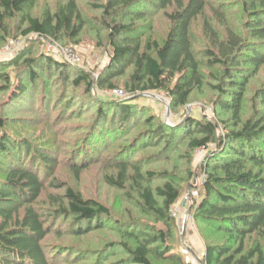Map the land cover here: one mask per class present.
Listing matches in <instances>:
<instances>
[{"label":"trees","instance_id":"1","mask_svg":"<svg viewBox=\"0 0 264 264\" xmlns=\"http://www.w3.org/2000/svg\"><path fill=\"white\" fill-rule=\"evenodd\" d=\"M238 4L244 21L236 29L237 33L227 31L226 37L220 39L206 23V33L212 37L215 51L206 50L204 55L212 66L223 72L219 84L212 88L219 94L217 106L231 114L236 131L227 132L219 141L221 153L204 165L202 171L206 174V182L199 190V202L191 208L196 221L206 232L204 240L207 245L202 264H264V92L258 97L261 107L257 109L255 106L254 114L246 122L242 118L251 78L264 67V0H240ZM142 5L155 12H165L170 29L162 41L142 43L135 25V21L145 18L142 11H137L143 9ZM33 7V0H0V25L5 19L20 16L26 26L21 34L36 38L34 42L75 41L83 30L75 0H69L57 12L45 11L41 18L29 14ZM207 7V0H105L94 5L93 8L102 13V23L111 31L109 40L113 53L97 83L81 75L74 79L75 87L84 84L87 95L92 94L96 85L101 89L115 90L116 79L126 76L127 70L132 68L126 84L131 93L163 92L170 97L172 107L186 106L193 92L205 85L204 74L193 50L191 31ZM108 18L112 24L107 23ZM127 19L132 23L125 24ZM220 21L224 25L225 18ZM29 54L32 55L33 51ZM38 58V65L33 60H23L22 69L27 70L15 78L18 92L12 96L13 100L27 91L25 84L35 85L38 80L36 70H55L64 76L71 67L44 53ZM13 60L0 61V82L6 86L3 87L6 91L11 89L12 82L11 74L6 70L14 65ZM96 102L100 106L95 110L96 120L103 129L94 126L88 132L85 145L89 155L100 147L108 149L117 132L130 134L129 124L132 121L137 124L140 120L133 114L131 105L106 103L99 98ZM144 122L153 129L140 138L144 140L141 146L146 149L161 144L164 127L153 117ZM187 124L181 129L184 132L181 137L188 140V151L206 148L216 138V127L211 122L201 124L189 120ZM224 128L227 130L228 126L225 124ZM4 130L5 121L0 118V152L22 159L19 155L21 149L32 151L35 161L41 164V172L40 168H30L33 164L27 156L23 163V159H15L16 165L5 169L6 176L0 181V264H50L43 247L50 231L38 211V203L44 191L43 177L54 173L57 161L42 149L32 150L28 145L19 148L10 142ZM167 131L170 138L179 135L176 129ZM89 155L85 162L73 167L76 176L87 170L92 161ZM129 159L111 161L115 173L107 177L106 182L119 190H124L130 182L142 210L155 216L159 222L176 227L170 211L189 188L183 193L170 180L152 188L150 184L146 185L144 175ZM145 177L151 180L157 176L148 172ZM57 188L64 189L66 204L59 211L62 215L72 216L79 225L76 235L87 236L96 229H103L100 220L109 217V210L104 205L83 199L69 186L58 185ZM215 236L217 239L213 240ZM125 237L128 242L120 245L130 264H157L163 259L172 264H183L181 255L171 253L168 236L161 229H154L151 233L138 229L137 232H126ZM157 245L163 247V253L153 247Z\"/></svg>","mask_w":264,"mask_h":264},{"label":"rangeland","instance_id":"2","mask_svg":"<svg viewBox=\"0 0 264 264\" xmlns=\"http://www.w3.org/2000/svg\"><path fill=\"white\" fill-rule=\"evenodd\" d=\"M33 1L34 7L29 14L34 18H41L45 11L57 12L69 0ZM207 1L208 7L204 16L197 18L191 31L193 50L204 74L205 85L193 92L186 106L179 108L172 107L170 97L163 92L131 93L126 84L132 68L127 70L126 76L116 79L115 90L101 89L96 85L92 94L87 95L84 84L75 87L73 81L81 75H86L97 83L109 65L113 53L109 40L111 31L102 23L101 11L93 8L105 0H75L83 24V30L75 41L62 39L60 42H34L36 38L24 37L21 34L26 26L20 16L12 20L5 19L0 25V61L14 58V65L6 70L11 74V89L3 90L6 86L0 82V118L5 121L4 131L10 142L17 144L19 148L20 145H28L32 150L42 149L47 156L57 161L54 173L43 177L44 191L38 203V211L44 216V223L50 231L43 241L50 264H130V259L120 244L128 242L126 232H137L138 229H146L147 233L154 229L163 230L168 236L167 243L171 247V253L181 255L183 264L203 263L207 245L204 240L206 232L202 230L203 226L196 221L191 211L192 205L200 199L199 193L196 198L192 193L197 189L196 179L203 176L204 165L221 153L219 141L227 132L236 131L232 126L231 114L223 112L217 106L219 94L212 86L219 84L223 72L222 69L212 66L204 55L206 50L215 51L213 39L206 33V23L210 24L218 38L224 39L227 31L237 33L236 29L241 27L244 21L238 4L240 0ZM142 7L143 9L137 11H142L145 18L135 21L142 43L148 40L162 41L170 29L165 12H155L149 6ZM223 17L224 25L220 21ZM107 23L113 22L108 18ZM130 23L132 20L127 19L125 24ZM12 37L22 40L23 45L18 50L6 54L5 43ZM49 44L58 49L72 46L77 61L67 63L71 67L65 71L64 76H60L55 70H36L38 80L35 85L25 84L27 91L13 100L12 96L18 92L15 78L27 70L22 69L23 60H33L35 65H38L40 53L57 59L56 51H51ZM29 51H33V54H29ZM253 75L244 102V122L252 117L256 108L261 107L258 97L264 92V67ZM115 92H121L122 96L114 95ZM98 98L106 103L131 105L133 114L140 120L137 124L135 121L129 124L130 134L122 135V132H117L108 149L100 147L89 155L85 141L90 129L99 125L95 111L97 107L100 108L96 102ZM150 117L164 127L165 136L161 139V144L145 149L141 146L144 140L140 138L153 129L144 122ZM189 120L201 124L211 122L215 125L216 138L206 148L187 150L188 140L182 139L184 132H181V129L188 126ZM225 124L228 126L227 130L224 128ZM169 128L176 129L178 137L170 138L167 131ZM21 150L19 155L23 159L22 163L27 156L33 164L30 168L37 170L41 167V164L35 161L32 151ZM88 155L89 158L92 157V161L89 162L87 170L76 176L73 167L85 162ZM12 157L0 152V181L6 176L5 169L16 165L15 159H20ZM126 157L130 158L131 164L138 167L144 175L146 185L150 184L152 188L162 186L168 180L180 187L183 193L189 188L170 211L176 227L165 225L155 216L142 210L138 206L139 198L131 188L130 182L124 190L116 189L106 182V178L115 173L110 162L125 160ZM148 172L157 177L148 180L145 177ZM58 185L69 186L83 199L104 205L109 210V217L100 220L103 229H96L87 236L76 235L75 230L79 225L72 216L62 215L59 211L66 204L63 198L64 189L57 188ZM15 201L19 204V201ZM215 239L216 236L213 237V240ZM129 244L131 245V242ZM153 247L163 253V247ZM157 264L172 263L163 259Z\"/></svg>","mask_w":264,"mask_h":264},{"label":"built area","instance_id":"3","mask_svg":"<svg viewBox=\"0 0 264 264\" xmlns=\"http://www.w3.org/2000/svg\"><path fill=\"white\" fill-rule=\"evenodd\" d=\"M23 45V41L20 39H12L7 43L6 46V54L12 53V51L18 50ZM49 49L51 51H56L55 56L57 59H61L65 61L66 63H74L77 61V56L74 53V49L72 46H66L61 49H58L57 47H54L52 45H48ZM53 48V49H52ZM114 95L122 96L121 92H115ZM206 182V174L203 172V176L201 179H196V191L192 193V196L196 198L199 193V188L203 187Z\"/></svg>","mask_w":264,"mask_h":264}]
</instances>
